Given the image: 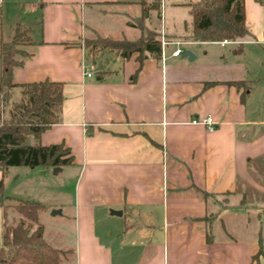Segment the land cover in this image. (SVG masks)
Returning <instances> with one entry per match:
<instances>
[{"label":"crops","instance_id":"1","mask_svg":"<svg viewBox=\"0 0 264 264\" xmlns=\"http://www.w3.org/2000/svg\"><path fill=\"white\" fill-rule=\"evenodd\" d=\"M21 5L35 28L18 16ZM185 8L188 25L167 34L160 22L159 33L144 26L162 9L160 0H0V42L16 28L28 36L18 48L23 56L14 57L12 84H60L55 121L25 144L68 149L71 165L54 174L64 182L41 184L38 199L6 197L39 204L37 224L44 203L59 211L54 216L70 226L65 246L55 248L63 252L59 264H264V4L243 0L247 34L224 44L188 39ZM99 17L118 18L139 36L102 37ZM146 31L159 47L161 37L168 44L159 57L147 56L134 78L136 54L87 57L82 47L94 35L135 41ZM173 42L192 48L193 58L171 57ZM10 91L20 98L19 87ZM5 108L0 118L7 120ZM206 117L211 132L198 123ZM15 168L27 167L0 169L2 210L6 175L15 182L26 175ZM27 170L47 178L51 168Z\"/></svg>","mask_w":264,"mask_h":264},{"label":"trees","instance_id":"2","mask_svg":"<svg viewBox=\"0 0 264 264\" xmlns=\"http://www.w3.org/2000/svg\"><path fill=\"white\" fill-rule=\"evenodd\" d=\"M255 1L264 4V0ZM184 6L188 8L192 21V29L187 37L192 41H235L247 34L243 0H198ZM27 43L26 31L18 28L8 42H0V106L5 107L9 101L11 88L21 89V103L9 110L7 120L0 118V169L3 171L8 167L53 169L72 163L69 150L62 145L25 144L28 138L37 139L55 121L61 102L58 83L12 84L11 70L18 64L14 56H23L18 48ZM82 47L87 57L94 51L104 50L114 51L124 59L136 54L138 67L132 78L147 56L156 58L160 52L159 40L151 31L144 32L135 41L109 40L94 35L83 39ZM12 209L19 218L14 224L7 223L6 214L3 213L0 264H59L63 252L43 240L42 227L37 224V212L42 207L35 202L15 200ZM32 224L36 225L33 231Z\"/></svg>","mask_w":264,"mask_h":264},{"label":"rangeland","instance_id":"3","mask_svg":"<svg viewBox=\"0 0 264 264\" xmlns=\"http://www.w3.org/2000/svg\"><path fill=\"white\" fill-rule=\"evenodd\" d=\"M129 1H134V0H129ZM188 1H193V0H162L161 2V10H157L156 12L154 11V18L153 20L148 23L146 22L145 29H155L159 33V22H160V30L162 29L163 33L166 32L167 34H176L180 28V26L183 24L185 21V25H188L189 23V17L187 16L186 13V8L184 6H175V3H181V2H188ZM157 3H159V0H157ZM154 6L157 7V4L154 3ZM132 10V9H131ZM18 16L23 18L24 20H27V22L34 26L32 28H35V23H32V18L34 15L30 14V8L25 5V6H19L16 10ZM161 13V18L158 19L156 18L155 14L156 13ZM127 13L128 17L134 19L135 16L130 14L129 12L125 11ZM90 16L89 12H84L83 13V23H86V20ZM121 20H125L124 16L120 18ZM136 19V18H135ZM131 20V19H130ZM160 20V21H159ZM96 24L94 25L95 28L100 32V36L106 37V36H113L115 39L124 37L126 39H136L139 35L137 33H134L131 31V29L126 28V26L121 27L120 20L118 18L114 20H105L103 18H97L96 19ZM107 28V32L102 31L101 28ZM101 30V31H100ZM165 30V31H164ZM31 34V32H29ZM186 49V48H184ZM192 49V48H188ZM186 49V50H188ZM15 57V56H14ZM13 102L21 103L20 98H10L9 101L6 102L5 109L9 111L13 107ZM1 107V106H0ZM19 170H13V171H26V175L21 176L20 180L14 181L10 175H6V177L3 180L4 183V188L1 193V203L4 204L3 206L5 207V210L2 207H0V247L2 245V224H3V213L5 212L6 218H7V223H16L18 221V215L13 211L12 206L13 203L6 201L7 196H12L16 195L17 197L23 198V199H31V198H40L38 197L40 193H38V190L43 189L44 186H56L59 183L64 182L63 180V175L64 174H57L54 175L52 173L51 169L48 172L47 178L41 177L38 172V169L35 171H30L27 170V168H15ZM30 171V172H27ZM261 172V171H260ZM259 180L264 182V172L261 173L260 177H258ZM257 179V180H258ZM42 184V185H41ZM48 189V188H47ZM45 205L43 206V212L42 214L39 215L38 217V224L44 228V239L45 241L51 245L54 248L60 249L64 244L67 243L69 240V224L64 222L61 217L57 216H50V213L52 210H49V207L47 206L49 203H44ZM31 231H33L36 228L35 224L31 225ZM64 232L62 238L61 233L59 234V230ZM62 238V241L64 240L63 244H59ZM60 239V240H59ZM71 257L65 256V259H70ZM61 262V261H60ZM66 264V263H63Z\"/></svg>","mask_w":264,"mask_h":264},{"label":"built area","instance_id":"4","mask_svg":"<svg viewBox=\"0 0 264 264\" xmlns=\"http://www.w3.org/2000/svg\"><path fill=\"white\" fill-rule=\"evenodd\" d=\"M160 2H162V0H160ZM226 43L225 40L221 41V44H224ZM259 44L263 45L264 46V35L261 36V38L259 39L258 41ZM168 43L166 41H164L162 39V37L160 38V49H162L164 46H166ZM176 48L174 49V51L171 53V57H178L180 54H182L183 50L180 48L182 47L183 45H185V43H182V42H173L172 43ZM162 56H161V60H162ZM84 76L86 78H89L91 77V74L87 71L84 72ZM192 123H196L195 121H192ZM199 124H201L205 130L207 132H211L213 131L214 129V122L212 121L211 118L209 117H206L204 119H202L200 122H198Z\"/></svg>","mask_w":264,"mask_h":264},{"label":"water","instance_id":"5","mask_svg":"<svg viewBox=\"0 0 264 264\" xmlns=\"http://www.w3.org/2000/svg\"><path fill=\"white\" fill-rule=\"evenodd\" d=\"M181 57L186 58L187 60H191L193 56L188 50H184L181 54ZM59 171V168H53L52 173L55 174ZM55 214H59V211H51L50 215L54 216Z\"/></svg>","mask_w":264,"mask_h":264}]
</instances>
